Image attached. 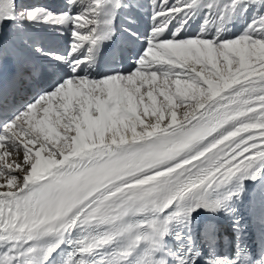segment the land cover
<instances>
[{"label": "snow or ice", "instance_id": "obj_1", "mask_svg": "<svg viewBox=\"0 0 264 264\" xmlns=\"http://www.w3.org/2000/svg\"><path fill=\"white\" fill-rule=\"evenodd\" d=\"M0 181V264H264V0H0Z\"/></svg>", "mask_w": 264, "mask_h": 264}, {"label": "bare ground", "instance_id": "obj_2", "mask_svg": "<svg viewBox=\"0 0 264 264\" xmlns=\"http://www.w3.org/2000/svg\"><path fill=\"white\" fill-rule=\"evenodd\" d=\"M17 3H20V0H16ZM28 3L30 4H36V5H40V3H42L41 5H47V6H50V7H54L56 6L57 4H60L63 2V0H27ZM35 38L36 40L44 45L45 47H48L50 46L51 44V37H50V34L48 32H45L43 30H40V31H37L35 34ZM123 39V38H121ZM36 63L38 65H42V66H47V62L44 61L39 53H37L34 57ZM2 182V181H0ZM226 234V233H225Z\"/></svg>", "mask_w": 264, "mask_h": 264}, {"label": "rangeland", "instance_id": "obj_3", "mask_svg": "<svg viewBox=\"0 0 264 264\" xmlns=\"http://www.w3.org/2000/svg\"><path fill=\"white\" fill-rule=\"evenodd\" d=\"M241 25H242V24H238L237 26H241ZM237 26H236V27H237Z\"/></svg>", "mask_w": 264, "mask_h": 264}]
</instances>
